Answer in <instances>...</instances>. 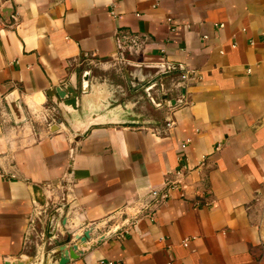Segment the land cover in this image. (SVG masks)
Listing matches in <instances>:
<instances>
[{
	"label": "crops",
	"instance_id": "1",
	"mask_svg": "<svg viewBox=\"0 0 264 264\" xmlns=\"http://www.w3.org/2000/svg\"><path fill=\"white\" fill-rule=\"evenodd\" d=\"M5 1L0 264H46L67 230L87 228L68 264H264V0H0V14ZM108 62L139 79L160 71L141 89L177 104L153 101L154 117L111 105L93 69L81 112L47 95ZM175 181L185 188L166 201L144 200Z\"/></svg>",
	"mask_w": 264,
	"mask_h": 264
},
{
	"label": "water",
	"instance_id": "2",
	"mask_svg": "<svg viewBox=\"0 0 264 264\" xmlns=\"http://www.w3.org/2000/svg\"><path fill=\"white\" fill-rule=\"evenodd\" d=\"M13 13L14 8L11 6V1H5L2 4L1 15L7 23H11ZM159 74L160 71L155 72L154 74H149L143 79H139L138 77L133 76V74L131 75L129 70H126V78L132 91H137L151 83L157 76H159ZM89 75L90 72L86 71L83 77L79 80L78 72L75 70L69 80L65 79L61 81L59 85L48 89L46 93L56 107H63L67 109L69 113L81 112L82 95L87 93L90 89ZM134 82H136V84H134ZM162 100L164 106L170 107L177 104V99L169 98L168 94L165 92L162 93ZM51 218H54V214ZM66 221L67 219L64 220L63 224H65ZM91 233V228H87L83 233H75L72 230H67V236L61 240H56L55 244H57V246L50 249L46 253V264H49V261L54 255H59L56 264H68L70 260L78 258V256L83 252V247L87 245V241L90 239ZM103 237L104 236H101V238ZM33 260V256L20 257L13 261H7L5 264H29L33 262Z\"/></svg>",
	"mask_w": 264,
	"mask_h": 264
},
{
	"label": "rangeland",
	"instance_id": "3",
	"mask_svg": "<svg viewBox=\"0 0 264 264\" xmlns=\"http://www.w3.org/2000/svg\"><path fill=\"white\" fill-rule=\"evenodd\" d=\"M92 69L96 75L98 74L103 79H108L109 83L111 84L110 91L111 93H113L112 95L113 99L112 101H109L111 102L110 103L111 105H114V104L115 105H128V104L133 103L134 111L136 113H138V111H143L142 113H145L144 116L146 115H153V117L156 116L153 113V109H154L153 103L160 101V99L154 98V96L152 95V90H150V92H148V95H147V93L143 91L141 88L137 91H132L130 89V86L128 84V81L126 80L125 74H126V70H129V72L131 73L132 68L130 67L127 68L121 64H115L114 62H108L107 65L104 67L100 65H96L94 63L93 64L85 63L84 66L79 67L77 69L78 78L81 79L86 71H89L91 75ZM146 105L148 107H146ZM55 246H57V244H55ZM55 246H53L52 248H54ZM49 247H50L49 244L47 243L44 244V248L46 249V251Z\"/></svg>",
	"mask_w": 264,
	"mask_h": 264
},
{
	"label": "built area",
	"instance_id": "4",
	"mask_svg": "<svg viewBox=\"0 0 264 264\" xmlns=\"http://www.w3.org/2000/svg\"><path fill=\"white\" fill-rule=\"evenodd\" d=\"M111 13L115 16V11L112 10ZM9 24V23H8ZM7 26V22L4 20V18L2 17V15L0 14V31L3 27ZM143 41L141 39L140 36L138 35H131L129 37H127V41H126V45H127V49L129 50V52H137L139 51L142 46H143ZM122 59H126L125 56L122 57ZM182 78L186 79L188 78V74L187 73H183L182 74ZM160 104H163V100H160ZM173 125V121L169 120L167 121V126H172ZM189 142V140L187 139L185 142L182 143V148L185 149L187 146V143ZM187 165L182 162L181 166L179 168V170L177 171V173H184L185 169H186ZM183 183H179V181H175L173 182L171 185H167L165 188H152L149 193L144 196V200L149 202V204L151 203H157V202H161V201H166L167 199H169L170 195H171V190L174 188H178V187H182L185 188L184 185H182ZM142 210H139L138 213H141ZM99 264H123V263H116L113 260H105V259H101L99 261ZM168 264H173L172 262H169Z\"/></svg>",
	"mask_w": 264,
	"mask_h": 264
}]
</instances>
